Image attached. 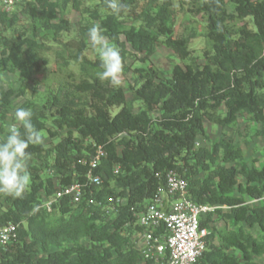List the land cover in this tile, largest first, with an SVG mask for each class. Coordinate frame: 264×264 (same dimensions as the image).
<instances>
[{"label":"trees","instance_id":"obj_1","mask_svg":"<svg viewBox=\"0 0 264 264\" xmlns=\"http://www.w3.org/2000/svg\"><path fill=\"white\" fill-rule=\"evenodd\" d=\"M84 1L26 0L16 6L19 13L0 11L1 131L15 112L12 99L26 94L25 84L39 82L46 93L21 107L32 110V123L43 130L45 139H58L59 132H64L52 148L30 145L31 158L42 162L29 166L32 179L22 198L0 194V226H17L16 240L7 250L0 248V264H150L134 241L143 228L131 209L152 200L170 171L188 182L193 202L219 207L201 219L209 235L197 264H260L257 260L264 259V164L257 166L253 160L249 165L244 150L229 139L210 148L199 146L198 139H208L205 123L227 129L240 119L261 126L255 136L264 138V0H176L177 4L174 0H124L126 10L120 16L98 0L90 16L111 45L120 49L121 76L132 73L128 90L99 81L100 59L90 61L84 56L93 25L68 37L75 24L64 15L80 11ZM139 8L138 25L125 29L121 18ZM177 11L205 23L207 48L202 63L190 49L196 36L175 35ZM19 14L26 17V28H18ZM50 44L55 52L51 69L46 55ZM126 44L148 57L156 47L165 46L188 64H175L166 76L147 63L148 57L138 60ZM137 62L145 65L135 67ZM71 63L81 64L83 74L69 70ZM5 73L19 74L18 91L5 90ZM136 103L141 104L139 112H135ZM114 108L121 109L113 115ZM153 113L160 115L153 118ZM98 147L107 157L94 173L103 176L104 182L87 186L90 168L81 162L88 161ZM76 183L86 187L82 203L62 200L49 212L45 203L59 189ZM112 198L125 202L115 216L107 214ZM90 199L106 209L90 207ZM215 217L226 218L232 228H214Z\"/></svg>","mask_w":264,"mask_h":264},{"label":"built area","instance_id":"obj_2","mask_svg":"<svg viewBox=\"0 0 264 264\" xmlns=\"http://www.w3.org/2000/svg\"><path fill=\"white\" fill-rule=\"evenodd\" d=\"M26 0H0V11L12 13L16 6ZM107 157L106 151L98 147L88 161L90 171L87 186L99 187L103 184V176L95 174ZM120 168L114 169L118 175ZM86 186V185H85ZM188 182L175 171L165 176V186L161 187L152 200L146 201L131 211L137 218L142 232L134 235V241L145 263L150 264H197L207 249L209 231L201 227V219L215 212L219 207L203 206L193 202L188 196ZM86 187L76 183L61 188L51 201L45 203L49 212L54 203L68 199L72 205L81 204L84 200ZM107 214L115 216L119 207L125 202L110 199ZM90 207L105 210L103 203L90 199ZM223 210H228L222 207ZM17 238V226L8 224L0 226V248L7 250Z\"/></svg>","mask_w":264,"mask_h":264},{"label":"rangeland","instance_id":"obj_3","mask_svg":"<svg viewBox=\"0 0 264 264\" xmlns=\"http://www.w3.org/2000/svg\"><path fill=\"white\" fill-rule=\"evenodd\" d=\"M98 0H87L83 2V5L81 7L80 11H70L64 15V19L69 20L74 25L72 33L68 37L75 36V33H77L82 27L89 26L96 24L95 20L92 19L90 14L93 12L95 6L98 4ZM175 4H177V1L174 0ZM19 13L17 11V8L13 11V13ZM140 12V8L134 11L133 13L129 12L124 17L121 18V21L124 23L123 27L125 29H128L131 27L132 24H135L136 26L138 23L135 21V17ZM21 20V22L18 24V28L22 29V27L28 26V21L26 17L22 16L21 14L18 15ZM174 31L176 37H189V36H196L192 40V43L190 45V49L192 51V56L197 58L199 60V63H202L203 59V52L207 48V42L206 38L204 37L205 33V23L203 22V19L200 17H194L190 15H186L180 11H177L176 14V20L174 25ZM68 39L67 37L64 38V41ZM121 41L125 42V37L121 36ZM107 42L109 45H111L110 40L107 38ZM88 48L84 52V56L90 60L95 61L96 59H99L98 51L92 46L90 40L88 42ZM51 49L46 53V55L49 57L51 61L50 69L54 68L53 59L55 57L54 52V46L53 44H50ZM112 46V45H111ZM126 50L130 52L132 55L136 56L138 60L144 59L147 56L146 53L138 54L136 53L131 45L126 44ZM151 65H154L159 70L163 71L166 76H170L173 67L175 64L179 65H186L188 62H181L170 50H168L165 46H159L156 47L153 51V53L148 57V62ZM127 64H132V58L128 57ZM145 64H141L140 62H137L136 66H143ZM69 70L76 73L78 76L82 75L83 72L81 70V64L71 63L69 65ZM121 85L125 87L128 90V85L132 83V73H129L128 75L121 76ZM20 81H19V74L18 73H5L4 75V88L5 90H8L10 88L15 89L18 91L20 89ZM23 89H26V94L20 95L18 97H15L12 99V104L14 110L17 107H21L26 101L32 100V99H38L39 96H42L46 93V87L39 82L35 83H27L23 86ZM127 100L131 101V94L127 91ZM140 103H136L135 106V112H139L140 109ZM121 108H114L112 110V114H116L120 111ZM14 113V112H13ZM11 114L10 118L7 120L6 126L4 127V130L1 131L0 129V141H2L8 131V127L10 124L16 123L18 126V122L13 120ZM160 115V113H153V118H156ZM48 127H50L53 131H55V127L49 122ZM206 131L208 133V139H198V145L199 146H206L208 148L211 147V145L215 142L220 141L221 139H229L232 143L240 146L245 153V161L251 165L253 160H256L257 166L260 164H264V138L255 136V132L262 130L261 126L257 125H247L243 119H240L233 127L222 129L220 127H214L210 125L209 123H205ZM60 137L58 139H53L50 136H46L45 139V145L47 148L54 147L60 140L61 137L64 135V132H59ZM54 154L51 153L49 157V161L51 162L53 159ZM42 160H39L38 158H31L29 161V166L31 165H40ZM204 174L202 173L200 178H203ZM51 198V200H53ZM50 200V201H51ZM5 197L1 198V203L5 205L4 203ZM45 202V199H43V203ZM250 205H254L253 201H248ZM264 203V200H263ZM51 215H54V212L51 213ZM213 227L217 229H231L232 225L227 221L226 218H218L215 217ZM252 234H257L256 230H249ZM216 243V241H215ZM86 245V243H84ZM260 264H264V259H258L257 260Z\"/></svg>","mask_w":264,"mask_h":264},{"label":"clouds","instance_id":"obj_4","mask_svg":"<svg viewBox=\"0 0 264 264\" xmlns=\"http://www.w3.org/2000/svg\"><path fill=\"white\" fill-rule=\"evenodd\" d=\"M103 3L117 16L126 10L124 0H103ZM103 31L99 24H94L88 31L89 40L100 59L101 71L96 73V77L102 83L119 86L124 67L121 52L119 48L109 45ZM32 117L31 109L17 107L14 119L19 126L10 124L6 137L0 141V194L13 199L22 198L30 187V145L46 146L43 130L32 123Z\"/></svg>","mask_w":264,"mask_h":264},{"label":"crops","instance_id":"obj_5","mask_svg":"<svg viewBox=\"0 0 264 264\" xmlns=\"http://www.w3.org/2000/svg\"><path fill=\"white\" fill-rule=\"evenodd\" d=\"M255 202H256V201H255ZM255 202H254V203H255Z\"/></svg>","mask_w":264,"mask_h":264}]
</instances>
